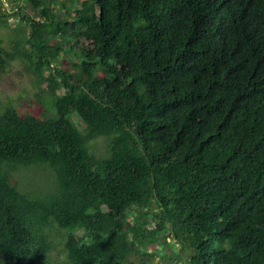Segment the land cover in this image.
Wrapping results in <instances>:
<instances>
[{
  "label": "trees",
  "instance_id": "16d2710c",
  "mask_svg": "<svg viewBox=\"0 0 264 264\" xmlns=\"http://www.w3.org/2000/svg\"><path fill=\"white\" fill-rule=\"evenodd\" d=\"M26 2L34 53L0 40V70L23 58L49 101L0 110V264H62L55 230L67 264H145L160 244L264 264V0H68L64 19ZM38 165L41 199L11 182Z\"/></svg>",
  "mask_w": 264,
  "mask_h": 264
},
{
  "label": "rangeland",
  "instance_id": "374dc122",
  "mask_svg": "<svg viewBox=\"0 0 264 264\" xmlns=\"http://www.w3.org/2000/svg\"><path fill=\"white\" fill-rule=\"evenodd\" d=\"M48 2L49 0H47ZM62 4L68 6V0H60L58 5H53L54 12L58 14L59 19L66 18ZM35 17V12L27 4L26 0H0V40L8 52H11V48L15 43H19L22 45L21 51L23 53H34L30 44H27L30 27L25 18ZM4 21L5 23H1ZM54 42L55 45H59L64 44L66 40L57 38ZM69 54L70 56L68 55V57L61 54L55 66H58L60 70L67 69L74 72L75 69L70 62L71 60L79 62L80 58L76 57L72 52ZM48 96L44 85L38 83L36 75L33 74L28 63L23 58L14 57L12 60L7 61L5 67L0 70V110L12 105L22 115H36L43 108L40 101L47 102ZM107 143L108 140L106 138L91 142L89 144L90 152L96 157H106ZM46 169L45 166L38 165L26 170L15 171L11 182L13 184L19 183V187L25 191H30L34 197L41 199L48 194L47 192L52 189L54 183L52 174L49 169H47L48 171ZM153 210L156 211L154 206ZM56 232V230L52 231V238L56 247L50 254V261L67 264L61 251L65 234L59 232L60 236H57ZM151 253L153 254L152 257L145 256L143 258L145 264H187L191 255L189 251L181 250L176 245L163 247L162 244L159 245V248L152 249ZM126 264H141V257L131 255Z\"/></svg>",
  "mask_w": 264,
  "mask_h": 264
},
{
  "label": "bare ground",
  "instance_id": "6f19581e",
  "mask_svg": "<svg viewBox=\"0 0 264 264\" xmlns=\"http://www.w3.org/2000/svg\"><path fill=\"white\" fill-rule=\"evenodd\" d=\"M58 68V67H57Z\"/></svg>",
  "mask_w": 264,
  "mask_h": 264
}]
</instances>
